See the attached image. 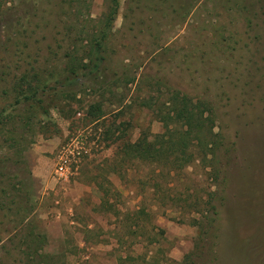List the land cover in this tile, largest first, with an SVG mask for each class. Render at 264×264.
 <instances>
[{
	"label": "rangeland",
	"instance_id": "1",
	"mask_svg": "<svg viewBox=\"0 0 264 264\" xmlns=\"http://www.w3.org/2000/svg\"><path fill=\"white\" fill-rule=\"evenodd\" d=\"M245 1L118 0L99 71L67 86L57 79L87 55L111 0H0V110L14 112L29 63L49 79L31 124L0 122V264L29 263L13 248L25 234L43 237L51 264H202L204 231L221 239L234 213L236 242L244 252L251 237L264 264V13ZM178 92L216 111L202 143L191 139L176 169L123 159L124 144L167 124L185 132L167 118Z\"/></svg>",
	"mask_w": 264,
	"mask_h": 264
},
{
	"label": "trees",
	"instance_id": "2",
	"mask_svg": "<svg viewBox=\"0 0 264 264\" xmlns=\"http://www.w3.org/2000/svg\"><path fill=\"white\" fill-rule=\"evenodd\" d=\"M227 2H231V0H227ZM235 3L238 4V1H235ZM255 5L258 6L259 10H262V13H264V0H256L255 3L253 1L246 0L244 4L240 5V8L249 10V6ZM118 7V0H113V3L111 0L108 14L103 20L99 31L91 38L92 40L90 42V49L86 50L87 55L77 60L78 57L74 58L75 54L73 56L69 54L68 56H71V61L67 62L66 64V72H68V75L66 77H62L61 79H57V81L65 80L64 85H75L79 84L78 81L81 78H87L99 71L100 65L104 61V57L101 54L102 45L104 44L105 40L108 38L109 33L112 30V24L118 13ZM56 10L57 15L67 16L65 7H62L61 9L57 8ZM249 22H247V26L251 24ZM258 25V23H255V26ZM256 38L261 40V36L258 33H256ZM95 48H97L96 51H94ZM38 61L39 60L35 62L38 64ZM32 64L33 63H29L32 71H28L27 74H22L17 79L15 85H13L11 88V91L14 94L15 98V103L13 104L14 112L7 111V108L5 106L4 108H1L0 122H12L17 118H21L22 122L24 121L31 124L33 117L36 116V111L39 110V104H41L42 102L39 94L41 91L43 92L49 87V79L45 73H41V71L36 68V64ZM97 76L98 75H96V77ZM62 96L75 98L77 95L76 92H72V90L70 89L68 90V94H63ZM179 97L180 96L178 92L173 99L174 101H176V103H174L173 108H170L173 114L170 112L167 113V118L170 123L177 122L183 127L186 126L185 132L176 131V129L174 130L171 125L167 124V130L163 134L156 135V137L154 138L155 140H150L149 137L145 134L140 136L135 142L124 144L121 147L123 154L121 157L123 159H140L141 161L149 162L150 164L156 166L165 165L171 166L173 168L177 166L179 168V166L176 165V163H178L180 160L179 154H186L187 148L190 144V140L194 138L202 143L200 135H202L203 128L206 126V122L214 124L216 111L212 106H205L204 109L199 108V105L193 103L192 100L186 95L182 96V99H180ZM26 104L28 105V108L25 109L23 114L15 113V111L18 110L20 106ZM98 110H100L99 105H91L89 114L96 117V115L98 114ZM205 112H209V115L205 116ZM213 128L214 126L212 125L211 128H209V131L210 135L214 137L216 136V133L213 132ZM194 132L195 135H193ZM113 134L114 132L112 130V135ZM19 142H22V139ZM0 204L2 205V207H4L2 202H0ZM10 209L11 208H9V210ZM214 214L215 216L218 214V209L216 206H214ZM227 216L228 221L233 220L232 228H230V225L228 226V228H225L226 230L228 229V231L227 233L223 234L221 239L213 229V231L205 230V235L199 243L196 253H200L198 256L203 260L202 264H231V262L233 261L234 264H253V251L256 248L255 244H253V239H251V237L250 239H247V247L244 252L236 242V234L239 233L237 226L239 222H243L242 218L238 217L240 215H238L237 213L230 215L227 214ZM216 219L217 218L214 217L213 221H216ZM42 238L43 237H40V235L36 236V238H32L31 234L29 236L25 234V236L22 237L16 245H14L13 248L15 250L19 249L20 253L23 255V257L20 256V262H23L26 257L29 261L28 264H51L47 260H45L46 257L39 250V248L42 247V245H40V243L42 242ZM24 243L27 249L26 247L23 248ZM207 246H209V248H207V252L205 253L203 251H205L204 248L206 249ZM9 252L10 250L8 251V253ZM190 256L191 255H188L187 258H190ZM244 256L246 257V259ZM18 257H16V259ZM194 262L195 260H192L191 263L193 264Z\"/></svg>",
	"mask_w": 264,
	"mask_h": 264
},
{
	"label": "built area",
	"instance_id": "3",
	"mask_svg": "<svg viewBox=\"0 0 264 264\" xmlns=\"http://www.w3.org/2000/svg\"><path fill=\"white\" fill-rule=\"evenodd\" d=\"M71 161L64 154L59 156V160L57 163L56 174L61 180H68L71 175Z\"/></svg>",
	"mask_w": 264,
	"mask_h": 264
}]
</instances>
